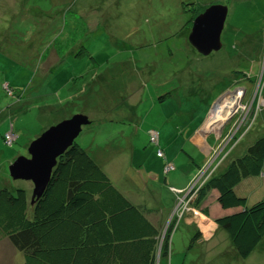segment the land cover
Returning <instances> with one entry per match:
<instances>
[{"label":"rangeland","instance_id":"obj_1","mask_svg":"<svg viewBox=\"0 0 264 264\" xmlns=\"http://www.w3.org/2000/svg\"><path fill=\"white\" fill-rule=\"evenodd\" d=\"M214 4L228 6L222 48L203 56L187 38L193 20ZM77 114L91 123L75 143L103 171L142 167L149 188L163 196L171 173L163 166L179 162L168 161L171 152L196 174L241 157L264 138V0H0V189L22 188L30 198L32 184L11 179L9 164ZM199 126L217 136L216 160L189 161L196 146L188 138ZM151 131L161 135L158 146L149 143ZM195 180L173 190L186 192ZM238 188L248 206L258 201L264 168ZM195 234L173 229L169 254L157 263L264 264V238L241 259L224 230L209 240ZM22 263L0 241V264Z\"/></svg>","mask_w":264,"mask_h":264},{"label":"trees","instance_id":"obj_2","mask_svg":"<svg viewBox=\"0 0 264 264\" xmlns=\"http://www.w3.org/2000/svg\"><path fill=\"white\" fill-rule=\"evenodd\" d=\"M263 168L264 138H259L189 195L198 209L215 192L225 212L215 222L241 259L264 238V197L248 206L236 189ZM176 222L161 239L158 217L129 200L76 143L57 159L44 194L33 204L22 188L0 189V241L22 254V264H156L169 254Z\"/></svg>","mask_w":264,"mask_h":264},{"label":"crops","instance_id":"obj_3","mask_svg":"<svg viewBox=\"0 0 264 264\" xmlns=\"http://www.w3.org/2000/svg\"><path fill=\"white\" fill-rule=\"evenodd\" d=\"M160 136L161 135L159 133V142ZM216 138L217 136L214 133L202 131L201 126L192 131L190 137L188 138V141H190L193 145L196 146L194 147V149L196 150L194 155L189 156V161L199 163L201 159L202 161H211L215 158L217 159L215 153V143L217 140ZM201 153H203L205 157L202 158ZM168 157V161H170V159L173 157H177L175 161L179 162L172 163L174 168L171 170V173L168 172L170 174L167 176V178H164L165 186L167 185V182L170 184V186H168L169 188L167 189L165 196H163L161 192H154L149 188L148 175L142 167H138L135 169V167L133 168L130 165L127 166V164H125L122 167L121 173L117 176L107 174L111 178L115 186L120 191H122L129 198V200H131L137 205L143 206L144 208L149 210L151 214L155 215V217H158V220L162 225V229L164 228V226H166L168 221L174 218L173 213L176 207L178 193L180 192H176L173 189L181 190L188 184H190L193 179L195 180L199 176L201 177L200 180L202 182L198 184H202L203 181L208 179L210 176H214L221 173L226 167V165L220 167L223 164L222 163L219 164L217 168H213L214 164H212V167L206 169L203 168L199 170L198 174H196L195 169L191 167L188 163H184V159H180L176 154H173L171 152V155H169ZM175 163L178 164L177 167L174 166ZM198 168L200 167L198 166ZM163 174L165 175V173ZM196 181L197 179L194 182ZM238 187L236 189L237 194H239ZM239 195L247 198L244 194ZM163 197L165 199H163ZM163 202H165V204H163ZM186 203L189 204L191 208H194L192 205H190V202L186 201ZM199 209L202 212L199 216L196 217H194L192 212L189 211H186L184 215L180 218L177 216L178 222H176V225L173 229L177 230L178 228L182 227L185 228L186 231L188 230L190 232H195L197 240L200 238L209 240L210 238L218 234V230L220 229L218 228L215 220L218 218V216L225 214V212L221 210V208L218 206L216 202L215 192L211 191L210 193H208V196L203 200V203L199 205V208L197 210ZM161 210L163 213L160 214L161 216H158L159 214L157 213ZM204 211H206L207 214ZM161 263L162 262L159 261V263L156 264Z\"/></svg>","mask_w":264,"mask_h":264},{"label":"water","instance_id":"obj_4","mask_svg":"<svg viewBox=\"0 0 264 264\" xmlns=\"http://www.w3.org/2000/svg\"><path fill=\"white\" fill-rule=\"evenodd\" d=\"M227 15V5L214 4L207 7L193 20L188 43L203 56L219 52ZM90 123L87 116L77 114L51 126L29 144L27 156H19L9 165L8 174L11 179L32 184L31 204L44 194L57 159L75 143L82 127ZM188 196L189 192L185 197Z\"/></svg>","mask_w":264,"mask_h":264},{"label":"built area","instance_id":"obj_5","mask_svg":"<svg viewBox=\"0 0 264 264\" xmlns=\"http://www.w3.org/2000/svg\"><path fill=\"white\" fill-rule=\"evenodd\" d=\"M10 137H12V135L10 134ZM158 142H159V133L157 131H151L149 133V143L153 146H158ZM8 144L11 145L12 143L10 141H8ZM156 155L158 158H163L164 157V153L161 149H158L156 151ZM207 167H205L206 169ZM173 169V165L172 164H167V165H164L163 167V172L166 174L168 173L169 171H171ZM200 177V176H199ZM200 178L197 179V181L190 187L189 190H187L186 192L182 191L180 193H178V199H177V202H176V207H175V210H174V213H173V216L177 218V216L180 218L182 217V215L186 212V211H189V212H192V214L194 216H199L201 211L195 209V208H191L189 206V204L186 203L187 202H192L194 196H191L189 197V199H187L185 197L186 193L189 192V195L193 193V189L197 186V183L199 182ZM182 195V196H181ZM181 196V197H179ZM178 221V220H177Z\"/></svg>","mask_w":264,"mask_h":264},{"label":"flooded vegetation","instance_id":"obj_6","mask_svg":"<svg viewBox=\"0 0 264 264\" xmlns=\"http://www.w3.org/2000/svg\"><path fill=\"white\" fill-rule=\"evenodd\" d=\"M202 184H203V183H202ZM202 184L197 185L195 188L198 189ZM192 204H193V202H190V205H192ZM192 206H193V205H192ZM175 219H176V217H174L173 219H171L170 221H168V223H167V224H168V225H167V228H168L169 225H171L172 223H174ZM165 233H166V231H165ZM165 233H164V234H165Z\"/></svg>","mask_w":264,"mask_h":264},{"label":"bare ground","instance_id":"obj_7","mask_svg":"<svg viewBox=\"0 0 264 264\" xmlns=\"http://www.w3.org/2000/svg\"><path fill=\"white\" fill-rule=\"evenodd\" d=\"M240 94V93H239ZM228 102V101H227ZM235 103H236V100H233L231 103H230V105H232V106H235ZM224 104V103H223ZM225 105V104H224ZM224 107V106H223ZM218 114V113H217ZM217 114L216 115H214V117H216L215 119H216V122H217V120L219 119V118H217L218 116H217ZM222 114V113H221ZM210 118V117H209ZM222 119V118H221ZM219 121V120H218ZM215 122V123H216ZM5 138V137H4ZM189 245V244H188Z\"/></svg>","mask_w":264,"mask_h":264},{"label":"clouds","instance_id":"obj_8","mask_svg":"<svg viewBox=\"0 0 264 264\" xmlns=\"http://www.w3.org/2000/svg\"><path fill=\"white\" fill-rule=\"evenodd\" d=\"M200 211V210H199Z\"/></svg>","mask_w":264,"mask_h":264}]
</instances>
